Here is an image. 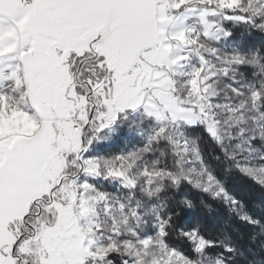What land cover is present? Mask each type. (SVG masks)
<instances>
[{"label":"snow or ice","instance_id":"1","mask_svg":"<svg viewBox=\"0 0 264 264\" xmlns=\"http://www.w3.org/2000/svg\"><path fill=\"white\" fill-rule=\"evenodd\" d=\"M205 137L264 186V0H0V264H227Z\"/></svg>","mask_w":264,"mask_h":264},{"label":"trees","instance_id":"2","mask_svg":"<svg viewBox=\"0 0 264 264\" xmlns=\"http://www.w3.org/2000/svg\"><path fill=\"white\" fill-rule=\"evenodd\" d=\"M199 144L208 154V162L223 182L227 192L242 202L241 207L233 210L223 200L192 189L190 185L186 186L187 194L197 201L196 214L204 220L206 232L210 228L212 235L235 249L233 252H228L221 246L214 250L215 253H224L226 257H230L227 264H264V186L255 178L230 168L229 162L222 158L213 159L220 149L207 137L200 140ZM181 191H185V188ZM201 197L211 206V212L199 204ZM244 214L252 217L254 222L243 219ZM189 215L194 214L189 213Z\"/></svg>","mask_w":264,"mask_h":264}]
</instances>
